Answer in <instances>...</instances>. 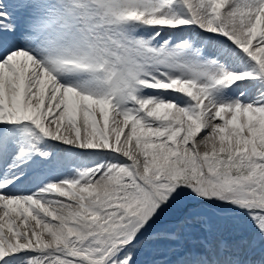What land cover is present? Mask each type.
<instances>
[{
  "label": "snow or ice",
  "instance_id": "snow-or-ice-1",
  "mask_svg": "<svg viewBox=\"0 0 264 264\" xmlns=\"http://www.w3.org/2000/svg\"><path fill=\"white\" fill-rule=\"evenodd\" d=\"M0 264H264V0H0Z\"/></svg>",
  "mask_w": 264,
  "mask_h": 264
}]
</instances>
